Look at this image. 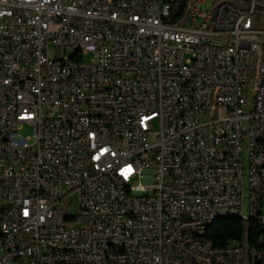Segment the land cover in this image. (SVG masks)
<instances>
[{
	"label": "built area",
	"instance_id": "2783aa9c",
	"mask_svg": "<svg viewBox=\"0 0 264 264\" xmlns=\"http://www.w3.org/2000/svg\"><path fill=\"white\" fill-rule=\"evenodd\" d=\"M259 7L0 0V264H264L175 242L264 209Z\"/></svg>",
	"mask_w": 264,
	"mask_h": 264
},
{
	"label": "bare ground",
	"instance_id": "6f19581e",
	"mask_svg": "<svg viewBox=\"0 0 264 264\" xmlns=\"http://www.w3.org/2000/svg\"><path fill=\"white\" fill-rule=\"evenodd\" d=\"M80 58L81 60H89V50L80 49ZM232 217L241 218L243 219L244 223H246L247 221L250 222L253 219L258 220L257 222L260 223L263 230V235L261 234L262 236L258 238L260 241H264V209H256V215L247 214L244 211L223 212V214H220L218 212H210L209 215H206V218H199L198 229L202 230H180L178 231V234L175 235V242H184V240H186L187 238H196V240L198 241H211V239L207 237V233L215 222V220ZM243 238H245V236ZM221 255H229V248H221ZM180 261H187V254H180ZM74 264H85V257H74Z\"/></svg>",
	"mask_w": 264,
	"mask_h": 264
},
{
	"label": "trees",
	"instance_id": "16d2710c",
	"mask_svg": "<svg viewBox=\"0 0 264 264\" xmlns=\"http://www.w3.org/2000/svg\"><path fill=\"white\" fill-rule=\"evenodd\" d=\"M239 6H248L251 0H236ZM258 220L253 219L249 222V239L254 241L263 235V230ZM247 225V227H248ZM247 233L246 224L243 219L232 217L225 219H217L208 231V238L213 240L216 246H225L232 240L240 239ZM262 234V235H261ZM258 238V240H259Z\"/></svg>",
	"mask_w": 264,
	"mask_h": 264
},
{
	"label": "rangeland",
	"instance_id": "374dc122",
	"mask_svg": "<svg viewBox=\"0 0 264 264\" xmlns=\"http://www.w3.org/2000/svg\"><path fill=\"white\" fill-rule=\"evenodd\" d=\"M206 2L210 5L211 8L217 7L221 2H229V3H232L234 5H238L239 4V2L236 1V0H206ZM257 3L260 6L257 9V14L261 18L263 16V12H264V3H263V0H257ZM260 27H264L262 23L260 24ZM73 52L74 51L70 49L68 51V54L71 55V54H73ZM50 55L53 56V52L52 51H50ZM248 100H250V96H248ZM22 132L25 133V134H30V133L33 132V129L30 126H27V127H25L22 130ZM246 181H248L247 180V174H246ZM246 189H248V187H246ZM66 210H67V212H70L72 214H75L77 212L76 206L75 207H71V209L67 208ZM245 224H246V227H247V225L249 224V221H247Z\"/></svg>",
	"mask_w": 264,
	"mask_h": 264
}]
</instances>
